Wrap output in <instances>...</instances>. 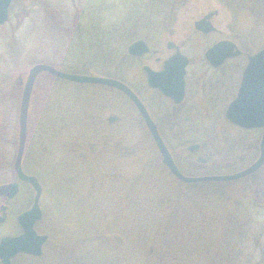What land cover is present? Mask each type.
I'll return each instance as SVG.
<instances>
[{
	"label": "rangeland",
	"instance_id": "1",
	"mask_svg": "<svg viewBox=\"0 0 264 264\" xmlns=\"http://www.w3.org/2000/svg\"><path fill=\"white\" fill-rule=\"evenodd\" d=\"M135 1L136 0H14L9 22L4 26H0V37H4V39H2L4 44L6 41H11V38L21 39V41L13 46L16 64H21L23 61H26V63H33L32 66L44 63L64 71H66L65 69H67V67L75 68V74L99 75L89 70L91 69L89 66H87V69L82 67L87 63V60L99 73L116 72L120 75L126 73L127 82H129L131 76V74L129 75V68H131V65L129 67L127 65L126 68H123L125 62L122 57L123 55L120 53V48L116 47L117 43L110 40H112L111 32H116L123 28L122 24L124 20L126 22V20H129L133 16L131 10H133L132 8H136V6L133 5ZM256 1L262 4L258 11H250V9L243 11L237 16L236 20H233L235 21L234 23L237 24V31L244 37L246 35L248 39L252 40L256 46L255 48L259 50L264 47V0ZM147 2H149V0H139L138 4L140 3L145 6ZM49 6L52 7L53 14L44 13L45 8ZM211 7L221 11V15L215 20V26L224 33L228 32V29L233 26L232 18L228 11L219 6L214 0H197L189 4L182 13H179L176 23L170 30V37H165L163 40V47H160L162 49L158 48L156 51L152 50L154 52L153 55L147 57L143 63L158 70L161 68V63L164 58L167 57L163 55L164 51L167 52V42L174 41L177 44H184L187 40L193 42L190 38L193 34L192 26L194 22ZM107 8H109L108 11H103ZM55 10L57 11L55 12ZM72 22L74 24L70 26ZM88 26L89 28L80 30V34H77L76 29L81 27L86 28ZM122 30L123 29L120 31ZM139 40L146 41L145 39H138L134 42ZM134 42L122 46L125 49L123 51V48H121L123 53H126L128 47ZM148 44L153 49L151 46L153 44ZM200 44H202V42ZM190 48L194 49V46H190ZM107 53L111 57L105 55V59L107 60L102 59V55ZM158 56H161L160 62H156ZM200 56L202 57V54H200ZM85 58L86 60H84ZM32 66H30V68ZM30 68L18 72L13 70L12 72L15 73L10 76L12 80L11 84H19L20 77L26 80ZM199 68H202V66ZM199 68H195L194 64L190 69V75L197 71L196 69L199 70ZM88 71L92 73H88ZM53 86H56L54 87L56 91L71 96L72 105H77L78 111L81 113L90 110L91 104H95L98 107H106L111 110L115 109L124 116L125 126H117L115 134L118 135V138L113 141V143L116 141L114 143L115 145H122L123 149L120 152L121 154L106 160V165L136 155L137 147L141 146L144 141H148L147 137L149 135L153 140L146 126L144 127H146L148 132L145 129L143 130L142 122L135 114L133 105L117 92L106 90L98 87V85L79 87L69 82L63 84L55 83ZM137 88L143 95L146 94L142 82L137 85ZM21 90L23 91V88ZM33 97L34 93L32 99ZM113 97L116 100L115 102L113 101ZM112 113L113 112H109L107 117L111 116ZM36 127L39 131L40 128L47 126ZM200 127L203 128L205 134L210 133L213 139L211 140L206 137L203 132L197 131L195 133L194 128L191 129L187 127V132L190 136H192L190 133H195V135L203 139L205 147L210 146L209 148L214 149L202 150L201 148L198 151L190 150V146L195 144L201 146L199 139L198 141H194L196 140L195 137H185L181 139L182 137L179 136L176 138L175 134L180 135V131H174L173 133L168 132L170 130L169 126H162L164 135L170 138L173 145L176 144V146H172V148L175 147L177 151V144L182 143L179 148L187 152V155L192 157L198 165H202L207 169L199 175H193L194 177L236 173L249 167L258 159L262 137L260 130L242 131L234 126ZM49 128L54 129L55 127L49 126ZM223 128H227V130H223ZM10 129L12 130L9 136L10 139L6 142L7 146L5 148V151H7V158L5 157V161L3 160V162L0 163L2 165H0V183L15 180L12 174L13 168L11 169L9 166L10 163L15 162L17 155L19 126H10ZM207 130L209 132H207ZM223 133H225L227 141L223 137ZM34 134L35 137H37L38 132L35 131ZM216 138L218 140H216ZM51 139H42L46 140L45 143H42V149H45L43 155L40 154L38 156L33 155V157H29L27 151L29 152L32 150V144L30 148L26 146L27 150L24 155L25 172L27 169L28 171H37L43 177L41 183L44 186L42 201L44 203L45 215L43 222L39 226V230L41 234H49L50 236L49 242L44 247V253L46 254L49 252L52 245L55 243L59 250L65 251L73 250L77 247L87 250L89 246H93L92 249L99 248L100 250H109L106 251V253H111L110 249L120 248L119 250L122 249L119 253V257L122 260L121 264H133L132 260L136 254L134 253L136 249L134 248L135 243H133L135 235H133L132 232L134 231L133 228L135 225L131 224L126 210L121 206L127 205V201L122 200L124 204L120 203V199L117 195L118 180L114 178L110 179L109 177H104L101 180L102 170L99 163L98 166L95 165L96 174L94 170L90 168L85 175L82 176L81 172L77 170L75 163L71 165L70 161L65 159L63 152L66 151V148L64 146L61 147L65 142H70L68 140L71 139V137L61 136ZM48 140H50V142H48ZM153 142L155 144L154 140ZM55 144L57 147L59 146L57 152L52 149ZM230 148L233 152L230 151ZM69 149H71L72 152L70 146L68 147V150ZM50 151H53V155L50 154ZM60 151L62 154H60ZM170 151L172 152L171 149ZM68 152L69 154L71 153L70 150ZM79 153L80 152L75 154L74 151L72 152V154L75 155H79ZM85 154L88 155L89 152ZM158 154L160 155L159 151ZM250 154H252V156H250ZM255 154L257 155L256 157ZM47 155L49 156V160L44 164L42 161L46 160L44 157ZM159 159L162 163L161 155ZM198 159H201V161ZM64 160L66 162H64ZM180 161L183 162L187 170H193L191 166L184 164V157H182ZM53 165H55V167ZM73 165L75 166L73 167ZM106 165L104 166L106 167ZM219 168H225V170L220 171ZM185 173L190 174L187 171H185ZM119 177L120 176L117 175V178ZM24 190L26 191L27 188L24 187ZM235 193L237 194V192ZM249 194L251 195V193ZM249 201H252L251 197H249ZM261 221H264V219ZM234 227L235 226L231 228L235 230L234 233L226 232L219 223L197 229L199 232V234L196 232L197 238L201 240L199 246L201 252H207V255L227 253L223 255L227 264H247V258H245L247 255H251L256 263L264 264L262 256L264 241L260 249H255L254 246H251L252 249L250 251L238 250L239 252L230 251L229 253L228 248L233 243L235 245L236 243L238 244L240 239L236 243L235 241L242 234V224H237L236 227ZM114 231L119 234V237L117 236L118 238L113 233ZM90 232L101 237V243H99L98 246L95 245V243H91V241L90 243L87 241L85 242V234ZM120 236H127V239H132V241L125 242L123 241L124 238L119 240ZM116 243H119V245ZM143 244L144 243L141 242L138 243L137 246H140L142 250L144 247ZM57 261L56 258H51L53 264H56ZM14 264H29V262L25 257H19L14 261Z\"/></svg>",
	"mask_w": 264,
	"mask_h": 264
},
{
	"label": "trees",
	"instance_id": "2",
	"mask_svg": "<svg viewBox=\"0 0 264 264\" xmlns=\"http://www.w3.org/2000/svg\"><path fill=\"white\" fill-rule=\"evenodd\" d=\"M194 1L149 0L145 6L138 4L139 0L133 2L136 8L130 9L133 12V16L126 22L124 20L123 28H121L123 30L120 31L121 29H119L116 32H111L112 40L110 41L117 43L116 47L120 48V53L123 55L125 62L123 68H126L127 65L128 67L131 64L134 65L135 62L128 52L123 53L125 49L122 46L138 39H145L148 43L153 44L151 45L153 50L162 49L160 47H163V40L170 35V30L176 23L179 13ZM217 1L224 6H231L233 14H239L249 9L250 11H258L262 5L261 2L256 0ZM108 9L102 10L108 11ZM51 11L52 7L49 6L45 8L44 13L53 14V11ZM73 24L72 22L70 26H73ZM87 28L89 26L76 29L77 34L79 35L80 30ZM2 39L4 37H0V163L6 157V142L10 139L9 136L12 131L10 126H19L20 99L23 93L22 87L18 83L11 84L10 76L15 73L12 72L13 70L17 72L26 70L33 64L31 62L26 63V61L21 64H16L15 62L13 46L21 39L11 38V41H6L5 44ZM121 48H123V51ZM105 55L109 54L102 55V59H105ZM86 62L82 67L87 69V66H89L91 68L89 70L99 74V76H110L128 83L125 76L126 73L122 75L116 72L99 73L89 61L86 60ZM65 70L75 73V68L67 67ZM92 72L88 71V73ZM68 82L47 73H42L39 76L29 113V139L27 146L30 148L32 144L33 147L32 150L27 151V155L29 157L43 155L45 149H42V143L46 142V140H42L43 138L71 137L68 140L70 142H65L61 146L66 148V151L62 152L71 165L75 163L77 170L81 172L82 176L90 168L96 174L95 165L98 166L99 163L102 170L101 180L104 177L118 180L117 195L120 203L124 204L122 202L127 201V205H120L126 210L131 224L135 225L133 228L134 233L132 232L135 235L133 243H135L134 248L136 249L134 252L136 254L132 260L133 264H227L224 260L225 257H223L227 253L207 255V252H201L199 247L201 240L197 238V233L199 234L197 229L214 223H219L228 233H234L235 230L231 228L233 226L236 227L237 224H242V234L235 243L239 239L240 241L236 245L234 243L231 244L228 248L229 253L230 251L239 252L238 250L250 251L252 249L251 246H254L255 249L261 248L264 241V221H261L264 219V167L256 174L230 183L183 184L161 163L158 149L149 134L147 137L148 141H144L141 146L137 147V153L131 156V159L124 158L116 163H109L107 166L105 164L106 160L121 154L120 152L123 149L122 145L114 144L116 141L113 143L118 138V135L115 134L117 126L106 125L107 115L109 112H113L111 115H119L122 119L120 124H118L119 126H125L124 116L115 109L98 107L95 104H91L90 110L83 113L79 112L78 106L72 105L71 96L54 89L56 86H53V84ZM73 84L79 87L95 86ZM98 87L117 92L128 100L124 94L114 88H107L101 85H98ZM113 101H116L114 97ZM128 102L131 103L129 100ZM36 126L47 127L40 128L38 131ZM49 126H54L55 128H49ZM187 127L194 128L195 133L197 131L204 133L203 128L200 126H169L170 130L168 132L180 131V135L175 134L176 138L179 136L182 137L181 139L195 137L196 140L194 141L199 139L201 146L195 144L196 146L199 145V150L201 148L202 150L214 149L209 148L210 146L205 147L203 139L195 135V133H190L192 135L190 136L187 132ZM142 128L147 131L144 125ZM158 129L166 145L172 150L177 166L185 175L195 176L207 170L204 166L198 165L182 148H179L182 143L177 144V151L175 147L172 148L176 144L173 145L170 138L164 135L162 126H158ZM223 130H227V128H223ZM35 131L39 134L37 137H35ZM207 132L209 131L207 130ZM205 136L211 140L213 139L210 133L205 134ZM223 137L227 141L225 133H223ZM216 140L218 139L216 138ZM69 146L75 154L80 152L79 155L72 154L71 149H69L71 152L69 154ZM58 147L56 144L53 145V151L57 152L59 150ZM53 151H50V154L53 155ZM230 151L233 152L231 148ZM86 152H89V154L86 155ZM60 154H62L61 151ZM182 157H184V164L193 168L192 171L185 168L183 162L180 161ZM44 158L46 160L42 161V163L46 164L45 162L49 160V156L47 155ZM64 162L66 161L64 160ZM53 166L55 167V165ZM9 167L13 168V162L10 163ZM219 169L220 171L225 170V168ZM184 170L190 174L185 173ZM26 172L37 176L42 182L43 177L39 172L28 171V169ZM117 175L120 177L117 178ZM248 196L251 197L252 201H249ZM113 233L116 237L119 235L115 231ZM85 236V242L90 243L91 241L97 246L101 243V237L98 235L90 232L86 233ZM121 238H124L123 241L125 242L132 241V239L128 240L127 236H120L119 240ZM141 242L144 243L142 250L140 246H137ZM116 244L119 245V243ZM92 248L93 246H89L87 251L77 247L73 250L65 251L59 250L55 243L50 251L46 254L44 253L42 257L36 258L27 255L24 257L29 264H53L51 258H56L59 261L56 264H121L122 260L119 257V253L122 249L112 248V250L110 249L111 254L106 253L109 250ZM245 258H247V264H258L251 255H247Z\"/></svg>",
	"mask_w": 264,
	"mask_h": 264
},
{
	"label": "water",
	"instance_id": "3",
	"mask_svg": "<svg viewBox=\"0 0 264 264\" xmlns=\"http://www.w3.org/2000/svg\"><path fill=\"white\" fill-rule=\"evenodd\" d=\"M14 0H0V26L8 23L10 19V8ZM204 21L197 22L196 27L201 29ZM214 30L212 27L209 28ZM168 49H177L176 53L164 62V70L156 72L149 67L145 68L150 87L160 90L166 97L173 98L180 103L185 94V76L189 60L184 56L174 42H169ZM236 49V51H235ZM129 54L142 56L150 53V46L144 40L134 42L129 46ZM236 45L229 41L217 44L209 50L207 58L212 60L213 65H221L227 58L240 55ZM42 73L53 77L73 82L80 85H101L114 88L124 93L138 107L141 112L148 131L150 132L158 151L162 157L163 165L168 168L171 174L180 182L185 184H197L205 182H231L247 178L264 167V49L253 56H250L249 63L243 73L242 83L236 99L230 104L227 111V118L230 122L242 129H262L260 141V154L258 159L249 167L227 175L208 176H187L177 166L172 152L162 138L158 126H156L148 110L138 96L125 83L115 78L99 76L94 74H75L60 70L52 65L39 63L29 69L26 80L19 78V85L23 88L22 99L19 111V141L18 151L14 162L15 173L20 182L31 184L35 191V203L31 210L20 216V223L23 225L24 233L18 237H6L0 242L1 264H13L12 260L19 254L33 257H41L44 253V246L49 237L40 235L35 230V224L42 219V210L39 202L42 198L43 188L36 176L28 175L23 169V158L25 154L29 113L32 96L36 82ZM18 192L17 183H8L0 186V195L13 197ZM264 260V244L262 247Z\"/></svg>",
	"mask_w": 264,
	"mask_h": 264
},
{
	"label": "flooded vegetation",
	"instance_id": "4",
	"mask_svg": "<svg viewBox=\"0 0 264 264\" xmlns=\"http://www.w3.org/2000/svg\"><path fill=\"white\" fill-rule=\"evenodd\" d=\"M196 1L197 0L194 2ZM214 1L218 3L219 6L227 10L232 18L233 26L228 29V32L224 33L215 26V20L221 15V11L217 8L211 7L204 12L197 21L194 22L192 26L193 34L190 38L193 42L187 40L184 44H177L172 41L179 48V51L189 60L185 76V94L180 103H176L173 98L166 97L160 90L150 87L147 73L145 71L146 67H149L156 72H162L164 70V62L173 56L177 51V49H168L167 45L171 41L166 44L167 52L164 51V54H162L167 57L164 58L161 63V68L158 70H155L146 63H143L147 57L153 55L154 52L151 47L150 53L142 56L131 55L127 51L129 56L134 58L133 61L135 63L134 65L131 64V68H129V75L131 74L129 82H122L130 87V89L138 96L148 110L156 126H238L228 120L227 111L230 104L238 95L243 79V73L249 63L250 56L255 55L264 49V47L257 50L252 40L248 39L246 35L244 37L237 31V24L234 23V20H236L237 16L242 12L239 14H233L231 6H224L221 2H218L217 0ZM182 11L180 13H182ZM201 21H204L205 24H209L214 30L209 29L211 27H207L205 25H202L201 29L197 28L196 23ZM169 37L170 35L167 36V38ZM224 41L234 43L241 54L229 57L221 65L215 66L211 62L212 60L207 58V53L217 44ZM201 42L202 44H200ZM190 46H194V49L190 48ZM200 54H202V57ZM160 58L161 56H158V58H156V62H160ZM194 64L195 68H199L200 66H202V68H199V70L196 69L197 71L190 75V69ZM140 82H142L145 87V95H143L137 88V85ZM127 99L133 104L137 117L140 118L142 124L146 126L145 120L136 104L129 97H127ZM121 120L122 119L119 115L113 114L107 117L106 125L119 126L118 124H120ZM239 129L243 131L260 130L261 133H263L262 129ZM189 149L198 151L199 145L190 146ZM198 160L201 161V159ZM27 174L29 175V173ZM13 175V178H15L16 181L14 180L11 182L0 183V186L8 183L18 184V192L13 197L0 195V242L3 238L18 237L24 233V228L20 223L19 218L21 215L31 210L35 203L36 191L34 187L29 183L20 182L15 173V169L13 171ZM39 182L43 188L42 198L39 202V206L42 210V219L36 222L35 230L40 235H47L41 234L39 230V226L43 222L45 215L44 203L42 201L44 186L40 180ZM24 187L27 188L26 191L24 190ZM47 236L50 239L49 234ZM49 239L47 243L49 242ZM24 256L25 254L17 255L12 260V263L14 264L16 259Z\"/></svg>",
	"mask_w": 264,
	"mask_h": 264
}]
</instances>
